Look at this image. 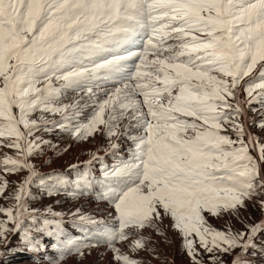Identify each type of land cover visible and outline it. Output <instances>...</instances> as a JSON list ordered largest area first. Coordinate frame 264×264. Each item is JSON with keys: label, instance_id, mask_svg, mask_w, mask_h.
<instances>
[{"label": "snow or ice", "instance_id": "obj_1", "mask_svg": "<svg viewBox=\"0 0 264 264\" xmlns=\"http://www.w3.org/2000/svg\"><path fill=\"white\" fill-rule=\"evenodd\" d=\"M70 92L77 97L64 103ZM253 103L262 118L252 123L264 129V0H0V148L16 150L0 157V172H28L7 197L0 175V197L14 201L0 206V257L15 235L21 250L40 251L34 234L42 233L57 239L55 264L100 245L116 264H143L129 254L146 249L141 231L163 235L159 224L170 217L192 264H228L223 256L237 248L231 264H245L264 232V142L248 126ZM41 129L76 140L102 133L113 163L100 178L39 173L30 157L51 145L35 135ZM93 160L102 157L92 153L85 167ZM34 178L48 196L95 192L115 215L77 209L73 222L85 235L61 239L64 214L49 207L59 219H48L29 207ZM248 204L262 217L244 230L217 229L205 215L238 217ZM132 237L128 252L117 247Z\"/></svg>", "mask_w": 264, "mask_h": 264}, {"label": "rangeland", "instance_id": "obj_2", "mask_svg": "<svg viewBox=\"0 0 264 264\" xmlns=\"http://www.w3.org/2000/svg\"><path fill=\"white\" fill-rule=\"evenodd\" d=\"M137 47H134L132 50H137ZM108 87H111V85H108ZM244 96L245 94L242 92L241 99H243ZM74 97H77V93L70 92L69 99L63 102L69 103ZM103 98V96L98 97V99ZM259 108V104L253 103L251 108L248 109V126L252 133L260 137L261 142H264V129L259 128L256 123H252L262 118L260 111L252 110ZM92 111L93 108L91 105L84 108L82 118L86 121V118ZM35 115H39V113ZM48 118L59 120L60 116L59 114L55 116L48 115ZM35 135L42 136L44 140L51 142V145H42V152L30 157L31 162L35 165L39 173L49 174L58 172L70 180H75L81 173L90 172L95 178H100L102 176V165H110L113 163V156L110 153L102 154V151L108 147L109 143L108 138L102 133H97L94 137H89L86 140H76L71 134L65 133L59 129H55L52 132H44L43 129H41V131L37 132ZM233 139H235L234 135ZM119 143L123 147L121 152L125 153L130 142L121 137ZM52 145H55V147ZM15 151V149L0 148V157H3L6 153L15 155ZM92 153H98V155L102 157V160H93L90 166L85 167V162L91 159ZM253 155H256V153L253 152ZM72 165H79V167L72 168ZM0 175H5V178L9 181L8 189L4 193V196L7 197L15 192L18 183L28 175V172L27 170H22L14 174H4L0 172ZM71 190V187H69L67 192L61 191L58 194L48 196L43 189L40 188L38 180L35 178L30 187L31 198L28 200L30 208L39 209L40 212L45 213V218L48 219H59V217H53L47 212L49 207L52 209V212L64 214L61 239L82 238L85 235L83 229L73 222L76 218L72 216V213L77 209H80L84 214H91L97 218H107L109 213H112L113 216L115 215L112 205L108 201L98 199L95 192H90L79 197H72L68 195V192ZM12 203H14L13 200H5L3 197H0V206L7 207ZM205 215L209 223L217 229L227 230V227L230 225L234 231H239L245 229V222L247 224H255L258 222L262 217V212L258 205L254 206L253 204H248L246 209H240L238 217L230 215L213 217L207 213ZM0 218H3V214H0ZM172 224L173 221L170 217H166L162 220L159 227L163 235L158 234L157 231L152 228L143 229L141 235L149 238L146 249L140 250L135 254L129 252V254L140 258L143 264H192L191 258L183 247V237L178 230L172 227ZM34 235H37L38 238L42 240L43 246L40 248V251L30 252L21 250L23 246L20 244V235L11 236L9 250H5V255L0 257V264H55V261L59 259V250L53 247V245L57 243L56 237H48L42 233ZM134 238L135 237L130 238L129 241L119 242L117 247L128 252L129 243L131 239ZM174 242H176L175 251L173 250L174 247H169V244L173 246ZM160 245H162V247L165 246L167 250L166 254H161L159 251L162 249ZM149 248H154L155 252L148 251L147 249ZM11 249H14V251H11ZM240 251L241 249L237 248L235 253H239ZM235 253L232 255H224L223 259L228 262V264H231ZM106 256H109L108 264H116V261L113 259V252L108 249L107 245L93 247L90 250L86 249L83 258H80L78 255L68 256L65 260L61 261V264H100ZM203 259L207 262L208 258L204 256ZM243 259L245 260V264H264V232L259 233L255 237V246L247 251Z\"/></svg>", "mask_w": 264, "mask_h": 264}, {"label": "bare ground", "instance_id": "obj_3", "mask_svg": "<svg viewBox=\"0 0 264 264\" xmlns=\"http://www.w3.org/2000/svg\"><path fill=\"white\" fill-rule=\"evenodd\" d=\"M121 147H122V145H121ZM124 148H125V147H124ZM105 149H107V148H105ZM105 149H104V151H102V154H103V153H104V154H105V153L109 154V152H106ZM122 150H123V147L120 149V152H121ZM125 153H126V152H125ZM175 244H176V242H174L173 246H172L171 244H169V247H171V248L174 247V248H173L174 251H175ZM157 245H158V244H157ZM160 246H161V248H162L161 250H159V251L161 252V254H162V255H163V254H166L167 250L165 249V246H163V247H162V245H160ZM160 246H159V247H160ZM176 246H177V245H176ZM147 256H148V255H147ZM158 256H159V255H158ZM160 256H161V255H160ZM108 257H109V256H106V258H105L102 262H100V264H108V262H109V261H108ZM149 261H151V260H149ZM156 261H159V260H156ZM154 262H155V261H154ZM88 264H90V263H88Z\"/></svg>", "mask_w": 264, "mask_h": 264}]
</instances>
